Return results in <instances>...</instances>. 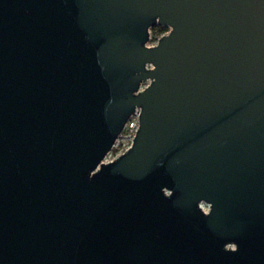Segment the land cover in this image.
<instances>
[{
  "label": "water",
  "instance_id": "95a60500",
  "mask_svg": "<svg viewBox=\"0 0 264 264\" xmlns=\"http://www.w3.org/2000/svg\"><path fill=\"white\" fill-rule=\"evenodd\" d=\"M0 264H264V0H0Z\"/></svg>",
  "mask_w": 264,
  "mask_h": 264
},
{
  "label": "built area",
  "instance_id": "2783aa9c",
  "mask_svg": "<svg viewBox=\"0 0 264 264\" xmlns=\"http://www.w3.org/2000/svg\"><path fill=\"white\" fill-rule=\"evenodd\" d=\"M147 84L148 81L143 82L141 84V89H144L147 86ZM139 114H140V108L136 107L133 113L128 117L120 133L117 135L112 148L105 155L103 162H110L116 159L118 156H120L128 148L131 147L133 139L138 130ZM200 205L205 212L208 211V205L204 203Z\"/></svg>",
  "mask_w": 264,
  "mask_h": 264
},
{
  "label": "trees",
  "instance_id": "16d2710c",
  "mask_svg": "<svg viewBox=\"0 0 264 264\" xmlns=\"http://www.w3.org/2000/svg\"><path fill=\"white\" fill-rule=\"evenodd\" d=\"M168 27L166 26H160V25H154L150 28L152 31L151 40H157L158 36L162 34L164 31L167 30Z\"/></svg>",
  "mask_w": 264,
  "mask_h": 264
},
{
  "label": "rangeland",
  "instance_id": "374dc122",
  "mask_svg": "<svg viewBox=\"0 0 264 264\" xmlns=\"http://www.w3.org/2000/svg\"><path fill=\"white\" fill-rule=\"evenodd\" d=\"M168 29H169V28H167V30L164 31L162 34L167 33ZM162 34H160V35L158 36V38H159ZM150 36H152V31H151V30H150ZM156 41H157V40H151V39H150L149 44H152V45H153V44L156 43Z\"/></svg>",
  "mask_w": 264,
  "mask_h": 264
},
{
  "label": "bare ground",
  "instance_id": "6f19581e",
  "mask_svg": "<svg viewBox=\"0 0 264 264\" xmlns=\"http://www.w3.org/2000/svg\"><path fill=\"white\" fill-rule=\"evenodd\" d=\"M146 86V85H145ZM140 89H141V87H140Z\"/></svg>",
  "mask_w": 264,
  "mask_h": 264
}]
</instances>
